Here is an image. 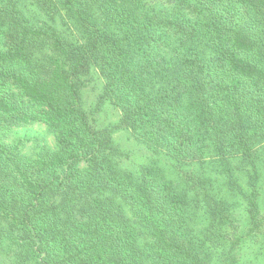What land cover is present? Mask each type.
<instances>
[{
  "label": "trees",
  "instance_id": "1",
  "mask_svg": "<svg viewBox=\"0 0 264 264\" xmlns=\"http://www.w3.org/2000/svg\"><path fill=\"white\" fill-rule=\"evenodd\" d=\"M96 74L113 126L84 107ZM38 116L53 154L26 161L0 142V264L211 262L228 203L205 164L244 173L259 228L264 0H0V119ZM116 129L171 169L122 167ZM200 212L212 219L196 230ZM228 234L219 252L235 264Z\"/></svg>",
  "mask_w": 264,
  "mask_h": 264
},
{
  "label": "rangeland",
  "instance_id": "2",
  "mask_svg": "<svg viewBox=\"0 0 264 264\" xmlns=\"http://www.w3.org/2000/svg\"><path fill=\"white\" fill-rule=\"evenodd\" d=\"M102 80L99 76L93 75L84 85L83 99L84 107L93 112L91 115L95 118L99 126H113L120 118V112L117 108L110 104H98V97L101 93ZM14 93L13 91H11ZM14 99L19 105L16 96ZM27 106V105H25ZM32 110L33 115L41 109L35 106L28 107ZM39 114V113H38ZM41 115V112L40 114ZM0 142L7 146H15L17 154H20L24 160L32 161L40 155H51L56 150V130L48 125L41 116L37 120L30 121L25 124L20 123L16 118L8 121L4 118L0 119ZM114 144H116L123 156L121 158V166L131 171L140 166L149 164L150 162L160 164L165 170H170V162L162 154L153 152L147 145L137 140V138L128 130L116 129L112 133ZM14 148V147H13ZM259 159L257 167L259 178L257 179L258 189V208L256 222H259L258 229L254 227L247 211V201L245 194L249 192L244 180V173H229L224 166H215L205 164V175L210 179H214V186L219 190V195L228 203L227 208L220 213L223 216L220 225L222 234L217 237L215 242L218 256L215 255L207 264H227L229 262V251L221 255L219 251L229 250L228 237L231 230L234 231L238 241L234 242L231 254L235 255L237 261L235 264H264V140L257 150ZM196 168V167H195ZM187 169V168H186ZM199 171V169L196 168ZM220 172V173H219ZM239 176H238V175ZM243 175V176H242ZM242 176V178H236ZM48 177H50L48 175ZM209 202V201H207ZM206 202V203H207ZM198 213V223L196 230H200L210 223V216L207 213ZM212 219V218H211ZM232 219L233 223L229 220ZM237 231V232H236ZM226 239L227 241H225Z\"/></svg>",
  "mask_w": 264,
  "mask_h": 264
}]
</instances>
